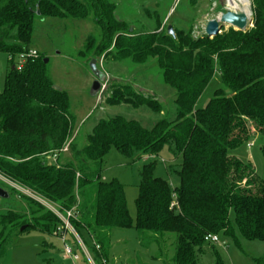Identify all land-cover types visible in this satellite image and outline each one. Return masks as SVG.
Returning <instances> with one entry per match:
<instances>
[{
  "label": "trees",
  "instance_id": "1",
  "mask_svg": "<svg viewBox=\"0 0 264 264\" xmlns=\"http://www.w3.org/2000/svg\"><path fill=\"white\" fill-rule=\"evenodd\" d=\"M115 9L113 0H0V52L11 56L0 91V174L63 209L76 206L71 224L86 248L89 240L94 264L107 262L111 230L131 225L123 185L101 177L111 148L132 162L145 161L135 198L141 247L159 245L174 233L172 264H200L203 246L215 245L204 241L206 234L235 238L232 214L242 237L264 241V174L229 153L261 137L264 158V0H251L249 28L229 27L213 37H193L192 27H172L171 35L158 19L152 30L136 31ZM47 17L93 23L96 35L77 52L87 63L101 55L138 66L154 60L162 82L174 91V113L169 116L155 95L130 84L110 86L114 95L106 103L145 106L162 116L150 125L121 115L102 117L84 144L74 137L63 156L75 125L67 92L52 87L44 54L37 52L20 70L14 67V58L30 50L36 20ZM214 75L220 86L196 106ZM164 149L170 157L161 160L166 178L155 174ZM28 202L29 214L0 213V243L10 231L30 228L54 235L59 219ZM213 254L214 264H223ZM255 263L264 264V254Z\"/></svg>",
  "mask_w": 264,
  "mask_h": 264
},
{
  "label": "rangeland",
  "instance_id": "2",
  "mask_svg": "<svg viewBox=\"0 0 264 264\" xmlns=\"http://www.w3.org/2000/svg\"><path fill=\"white\" fill-rule=\"evenodd\" d=\"M113 1L116 4L115 14L117 17L124 19L133 29L141 32L152 30L158 19L160 20V29L166 30L168 26L174 29L192 27V36L197 37L204 34L208 20L218 18L228 10L245 13L250 21L248 28L252 25L251 0ZM227 28L229 26L224 25L222 30H227ZM96 33L93 23L87 20L47 17L36 20L31 35L30 50L45 55V58L48 59L47 72L54 83L53 85L65 90L69 96L70 111L74 114L75 125L72 137L65 146H68L74 137L80 145L84 144L85 135L102 117L121 115L144 121L145 125H150L162 116V114L153 112L145 106L134 108L124 103L117 105L106 103V99L114 95L110 86L116 84L127 83L137 90L155 95L162 102L164 110L169 116L175 111L174 91L162 82L154 60L143 66H138L131 65L127 61H114L105 59L103 55L99 56L97 67L103 74L102 87L95 97L91 96L90 87L94 75L86 60L80 58L77 52L82 48L84 40L90 35H96ZM6 69H8L6 56L0 52V91L3 88ZM220 84L219 77L214 75L212 81L198 98L196 106H203L211 97L213 90ZM262 140L261 137H254L247 143L229 151L231 155L242 161L250 162L255 173L260 177L264 174V158L259 149ZM66 150H63V156L69 155ZM159 157L155 174L166 178L165 165L161 160L168 162L170 157L165 149ZM144 162L143 159L132 162L114 148H111L104 157L101 177L107 181L115 178L123 185L126 205L131 217V225L127 228L111 230L110 248L105 264H172L174 233H167L166 238L168 239L159 245L152 243L148 248H143L139 245L138 234L134 228L138 172ZM0 187L9 193L8 198H0V213L8 209L16 213L26 212L29 214L31 209L28 201L34 200L39 203L32 196L35 192L1 174ZM34 209L36 210V207ZM38 212L41 214L42 210ZM230 217L234 226L235 238L219 234V239L224 242V246L215 244L212 247L210 244H205L202 252L197 256L198 263L214 264V250L222 259L223 264H256L255 258L264 254V241L248 240L242 237L234 223L233 214ZM73 238L68 234L66 241L71 244L73 251L78 256L76 264H87V256L81 248L74 245ZM85 242L88 245L87 252L92 258L93 254L87 237ZM0 264L73 263L64 254L63 243L59 237L55 234L47 235L30 228L16 234L10 231L6 239L2 240L0 243ZM88 264L90 263L88 262Z\"/></svg>",
  "mask_w": 264,
  "mask_h": 264
},
{
  "label": "built area",
  "instance_id": "3",
  "mask_svg": "<svg viewBox=\"0 0 264 264\" xmlns=\"http://www.w3.org/2000/svg\"><path fill=\"white\" fill-rule=\"evenodd\" d=\"M37 56V52L35 50H29L26 53H20L14 58V67L16 69L20 70L25 63V61L30 58V57H35ZM8 59H11V56H8ZM66 146L62 150H66ZM55 155H53L51 158L54 160ZM34 192V191H33ZM32 195L35 199L39 201V203L44 206L46 209L51 211L58 219L59 223L57 224L54 234L55 236L59 237L63 243V252L65 255H67L73 264H76L78 260V256L76 253L73 251L72 246L70 243L66 241V236L70 234L71 236L74 237L75 242L81 248L85 255L87 256V260L90 264H94V261L92 260L91 256L87 252V248L84 245L83 241L81 240L80 236L78 233L75 231L71 224V219H76L77 218V210L76 206L72 207L71 209H63L60 206H58L56 203L44 198L43 196L37 194L36 192L33 193ZM176 205V202H172L171 206ZM204 241L212 244H219L221 246H224V242L220 241L218 234H206L204 236ZM97 247V246H96ZM103 263L105 264V261L102 260Z\"/></svg>",
  "mask_w": 264,
  "mask_h": 264
},
{
  "label": "water",
  "instance_id": "4",
  "mask_svg": "<svg viewBox=\"0 0 264 264\" xmlns=\"http://www.w3.org/2000/svg\"><path fill=\"white\" fill-rule=\"evenodd\" d=\"M249 23L250 21L248 20L247 15L245 13L228 10L225 13H222L220 17L216 19L208 20L205 26L204 34L208 37H213L221 33L222 27L224 25H228L229 27H232L236 30L244 31L248 28ZM167 32L168 34L171 35L174 34V31L172 30L171 26L167 27ZM47 61L48 59L44 58V62L47 63ZM88 65L94 75V80L90 87V95L95 97L98 94V92L101 90L102 87L101 81L103 79V74L98 69L97 60L95 58L90 59ZM52 87L56 90H60L58 86L53 85ZM8 197H9V193L5 189L0 187V198H8ZM24 227H25L24 225L21 226L20 230H23Z\"/></svg>",
  "mask_w": 264,
  "mask_h": 264
},
{
  "label": "crops",
  "instance_id": "5",
  "mask_svg": "<svg viewBox=\"0 0 264 264\" xmlns=\"http://www.w3.org/2000/svg\"><path fill=\"white\" fill-rule=\"evenodd\" d=\"M5 56H6V63H7V65H8V56H7V55H5ZM8 67H9V65H8ZM6 71H7V69L5 70L4 76H5V74H6Z\"/></svg>",
  "mask_w": 264,
  "mask_h": 264
},
{
  "label": "bare ground",
  "instance_id": "6",
  "mask_svg": "<svg viewBox=\"0 0 264 264\" xmlns=\"http://www.w3.org/2000/svg\"><path fill=\"white\" fill-rule=\"evenodd\" d=\"M243 8V7H242Z\"/></svg>",
  "mask_w": 264,
  "mask_h": 264
}]
</instances>
